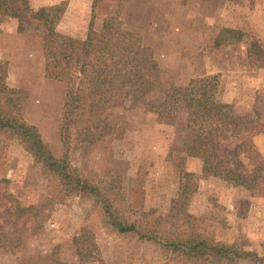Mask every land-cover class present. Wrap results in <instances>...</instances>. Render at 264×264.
<instances>
[{"label":"rangeland","instance_id":"374dc122","mask_svg":"<svg viewBox=\"0 0 264 264\" xmlns=\"http://www.w3.org/2000/svg\"><path fill=\"white\" fill-rule=\"evenodd\" d=\"M245 2L244 11L232 10V5ZM59 4L65 11L57 30L69 36L84 38L92 16L97 30L107 17L117 16L153 49L163 82L134 106L118 92L116 105L107 108L111 133L94 144L73 137L68 151L72 166L109 197L118 216L141 229L161 238L203 234L219 242L239 241L264 255V181L249 189L203 176L202 159L185 143L189 130L199 125L183 110L168 114L161 105L169 101V84L186 86L192 79L217 75L220 102L264 121V68L248 57L254 39L264 46V0H58L53 5ZM253 9L259 11L255 19L249 15ZM10 18L19 21L0 14V112H16L18 104L23 118L61 158L66 151L61 115L68 85L45 73L42 22L27 16L19 25L21 33L7 36L11 28L4 24ZM224 27L243 30V41L217 46ZM98 86L103 85L87 80L86 104L108 98L96 91ZM235 143L233 137L226 139L225 150H233ZM254 143L264 155V129ZM0 179L8 180L0 185V202L11 200L3 196L7 190L31 206L26 223L21 220L9 235L14 244L10 249L0 246V264H100L77 255L74 237L84 228L94 235L107 264H192L136 233H119L95 197L67 194L64 182L45 170L34 146L17 132L0 131ZM3 229L13 227L3 223Z\"/></svg>","mask_w":264,"mask_h":264},{"label":"trees","instance_id":"16d2710c","mask_svg":"<svg viewBox=\"0 0 264 264\" xmlns=\"http://www.w3.org/2000/svg\"><path fill=\"white\" fill-rule=\"evenodd\" d=\"M64 11L60 4L34 9L30 0H0V14L18 18L19 25L29 16L41 21L45 27V73L68 85L61 115L65 155L57 158L52 153L38 128L23 118L18 104L16 112L12 110L6 115L0 112V131L17 132L33 145L45 170L64 182L67 194L91 195L101 202L110 223L119 233H136L141 240L161 244L172 255L191 259L192 264H239L241 261L264 264V255L247 249L239 241L219 242L203 234L161 238L154 231L141 229L135 222L118 216L109 197L72 166L68 151L73 137L94 144L111 133L107 108L109 111V107L116 105L118 92L123 91L134 106L163 82L153 49L143 43L138 33L126 30L117 16L107 17L100 30L95 29L92 16L87 35L79 38L57 30ZM245 35L241 29L224 27L217 35L216 45L241 42ZM248 57L251 64L264 68V46L260 40L254 39L250 43ZM91 79L102 83L96 91H104L108 98L84 102L83 88ZM218 87L217 75L192 79L186 86L169 84L165 90L169 101L161 105L168 114L183 110L199 125L189 130L185 143L189 151L202 159L203 176H215L232 186L253 189L264 181V155L254 143L255 137L264 129V121L259 115L256 118L240 115L233 104L220 102ZM230 137L236 139L235 148L227 151L224 141ZM7 181L0 179V185ZM3 196L11 200L0 202L3 207L0 211V246L10 249L15 241L9 239V235L17 231L21 220L23 225L26 223L31 206L22 205L19 198L7 190L3 191ZM3 223L11 225L13 230L3 229ZM74 244L81 260L107 264L89 230L82 229L74 237Z\"/></svg>","mask_w":264,"mask_h":264},{"label":"crops","instance_id":"0c3cea01","mask_svg":"<svg viewBox=\"0 0 264 264\" xmlns=\"http://www.w3.org/2000/svg\"><path fill=\"white\" fill-rule=\"evenodd\" d=\"M33 1H36V0H33ZM47 0H40V2H37V5H34V2L32 3L34 6H33V8L35 7V8H38L39 6H44V5H53L55 2L57 3V1L58 0H51V1H47ZM246 2H245V5H242V6H236L235 4L234 5H232L231 6V8H232V10L234 9H236V10H241L242 9V11H244V9H245V6H246ZM195 6V4H193V6H191V7H194ZM217 8H220V6H218ZM226 10H227V7L225 8ZM224 9V10H225ZM231 12V11H230ZM256 13H259V11L258 10H255V9H253V10H250V12H249V15H250V17L252 18V19H255L256 18ZM234 15H235V13H234ZM234 15H232V16H234ZM64 16H66V14L64 15ZM6 24H4V25H6L7 27H9V28H11L10 29V32L9 33H7V36H10V35H16V34H19V33H21L20 31H19V21L17 22V20L16 19H14V18H10V20L9 21H6L5 22ZM4 25H3V27H4ZM223 25H226V26H234V27H236V25H233V24H231V23H223ZM5 31H8V29L7 28H5L4 29ZM5 35H6V33H5Z\"/></svg>","mask_w":264,"mask_h":264}]
</instances>
